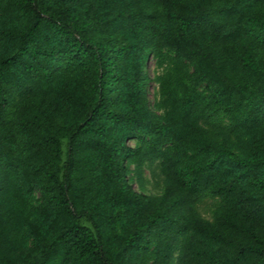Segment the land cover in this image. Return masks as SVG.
<instances>
[{
	"label": "trees",
	"instance_id": "16d2710c",
	"mask_svg": "<svg viewBox=\"0 0 264 264\" xmlns=\"http://www.w3.org/2000/svg\"><path fill=\"white\" fill-rule=\"evenodd\" d=\"M0 264H264V0H0Z\"/></svg>",
	"mask_w": 264,
	"mask_h": 264
},
{
	"label": "rangeland",
	"instance_id": "374dc122",
	"mask_svg": "<svg viewBox=\"0 0 264 264\" xmlns=\"http://www.w3.org/2000/svg\"><path fill=\"white\" fill-rule=\"evenodd\" d=\"M146 70H147V73L152 77L154 74V63L152 59L148 62ZM155 89H156V85L154 82L151 81L147 87V96L150 102L153 101ZM130 143L133 144V141H130ZM143 175L147 180V183H146L147 189H150L152 191L157 190V187L155 184L157 177L154 178L153 176H151L150 172L147 169L144 170ZM207 205H208V201H205V203L201 204L199 207L200 211L205 216L208 215L207 208H206Z\"/></svg>",
	"mask_w": 264,
	"mask_h": 264
}]
</instances>
